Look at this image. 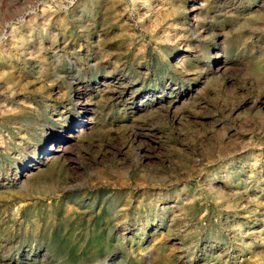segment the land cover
<instances>
[{"label": "rangeland", "instance_id": "374dc122", "mask_svg": "<svg viewBox=\"0 0 264 264\" xmlns=\"http://www.w3.org/2000/svg\"><path fill=\"white\" fill-rule=\"evenodd\" d=\"M0 264H264V0H0Z\"/></svg>", "mask_w": 264, "mask_h": 264}]
</instances>
